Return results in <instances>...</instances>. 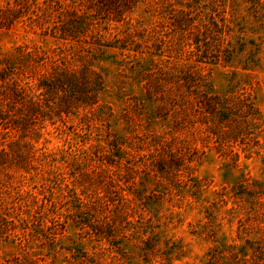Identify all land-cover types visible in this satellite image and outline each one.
Here are the masks:
<instances>
[{
    "label": "rangeland",
    "instance_id": "rangeland-1",
    "mask_svg": "<svg viewBox=\"0 0 264 264\" xmlns=\"http://www.w3.org/2000/svg\"><path fill=\"white\" fill-rule=\"evenodd\" d=\"M138 2L123 23L100 15L70 42L54 28L87 0H0V69L36 81L55 65L90 64L103 83L95 115L36 120L34 151L0 166V264H264V0H193L244 50L198 66L214 93L245 94L257 108L232 124L230 143L207 135L201 114L177 122L147 96L150 60L175 68L149 55L151 31L172 30L150 0ZM134 35L146 42L140 53L87 43Z\"/></svg>",
    "mask_w": 264,
    "mask_h": 264
},
{
    "label": "trees",
    "instance_id": "trees-1",
    "mask_svg": "<svg viewBox=\"0 0 264 264\" xmlns=\"http://www.w3.org/2000/svg\"><path fill=\"white\" fill-rule=\"evenodd\" d=\"M150 1L153 13L159 9L167 16L172 34L151 31L150 43L146 47L149 55L165 57V62L179 60L183 56L186 61L179 64V61L171 60L175 68L168 69L159 68L155 65L159 61L150 60L154 61V67L144 81L147 96L159 102L161 109L172 113L177 122L181 121L179 114H201L207 122V135L221 140V143L234 141L238 131L232 128V124H246L254 120L258 116L257 108L245 94L236 92L224 97L214 93L209 76L202 73L198 66L220 60L230 62L234 53L244 52L243 48L225 44L229 29L224 19L217 20L211 15L201 18L200 11L193 10L201 2ZM135 2L138 0H87L89 5L84 8L85 11L77 9L64 24L60 22L61 28H54L53 38L76 41L80 29L98 21L100 15L112 24L123 23L133 11ZM4 22L5 18L0 17V29L7 27L8 22ZM101 37L102 34H99L98 38ZM130 41L113 39L108 45H101L97 39L87 43L91 47L118 48L137 53L141 52L138 46L146 43L143 37L136 35L130 37ZM101 76L90 64L73 71L55 65L45 79L36 81L22 80L12 69H0V142L3 140L0 143V166L12 157L23 163L26 156L24 150L28 154L34 151L33 142L41 136L36 120L75 115L79 109L84 111L82 117L85 119L89 118L87 114L95 115L99 108L98 96L103 91ZM43 112L48 114L42 116ZM10 134H17L19 141L9 140Z\"/></svg>",
    "mask_w": 264,
    "mask_h": 264
}]
</instances>
